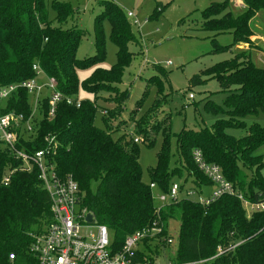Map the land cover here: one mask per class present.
<instances>
[{
  "label": "trees",
  "instance_id": "trees-1",
  "mask_svg": "<svg viewBox=\"0 0 264 264\" xmlns=\"http://www.w3.org/2000/svg\"><path fill=\"white\" fill-rule=\"evenodd\" d=\"M74 14L75 10L63 0H0V87L34 78L32 65L38 63L63 97L80 102L76 107L59 101L50 115L47 96L41 100V118L37 119L30 113L25 88L17 87L8 98H0V115L13 112L22 113L25 120L30 117V131L25 128V121L17 128L16 148L29 154L45 150L60 175L72 176L79 189L78 209L92 212L97 224L108 228L113 250L120 248L128 234L162 225L158 238L147 239L138 249V257L152 260V255L166 251L161 239L173 220L178 223L174 260L211 258L219 247L227 249L238 243L210 264H264V211L248 215L242 200L227 194L207 206L181 197L160 209L154 198L157 193L168 192L172 178L182 176L186 177L185 184L191 178V188L180 185L181 196L191 189L203 196L211 192H203L204 186L213 188V183L192 159V152L197 149L206 162L220 167L225 180L245 200H264V156L256 154L264 145V126L245 122L248 116H264V64L255 65L249 50H233L230 58L203 69V75L216 80L226 96L222 106L207 101L208 111L219 119L199 130L182 129L172 134L168 115L152 124L148 132L143 121L159 103L158 97L152 108L140 113L134 123L138 130L133 129V133L143 135L148 145L154 143L158 133L163 140L146 184L139 164V142H134L127 132L118 133L111 128L110 117L121 122L122 105L102 115L105 128L100 129L94 125L98 111L94 100L77 98L80 87L95 97L99 91H110L121 83L131 60L127 42L134 40L133 24L115 3H105L94 17L95 53L78 59L76 51L84 31L66 26ZM257 16L264 21V0H242L238 8L233 0H222L206 7L202 11L203 29L232 36L229 45L215 42L213 52L230 51L235 42H247L253 35L250 24ZM105 20L109 23L110 40L117 46L116 63L109 69L98 67L105 58ZM253 49L264 53L258 44ZM89 68H94L92 73L79 80L77 72ZM154 68L160 69L157 65ZM159 81L160 78L153 80ZM190 82L198 83L195 75ZM144 101L145 98L138 100L139 108L130 112L131 119ZM241 128L246 133L239 138L228 132ZM171 136L176 143L174 153L168 142ZM172 156L175 163L170 165ZM38 175L35 165L25 168L22 160L0 141V264H9L11 252L16 256L15 264L34 261L29 253L30 235L42 233L51 221L50 198ZM150 184L155 188L151 189Z\"/></svg>",
  "mask_w": 264,
  "mask_h": 264
},
{
  "label": "rangeland",
  "instance_id": "rangeland-1",
  "mask_svg": "<svg viewBox=\"0 0 264 264\" xmlns=\"http://www.w3.org/2000/svg\"><path fill=\"white\" fill-rule=\"evenodd\" d=\"M71 5L75 10L73 19L67 22L66 26H75L84 31L81 38L76 57L84 59L93 56L94 46V17L101 12L102 6L107 2L115 3L124 13L134 14L140 25H132L131 31L134 40L127 42L131 60L125 67L120 84H115L110 91H99L94 97L86 92L82 87L78 89L77 98L79 100H94L97 106V113L94 118V125L100 129L105 128L102 115H107L113 108L121 104L120 121L110 117L111 128L119 132H127L129 135L139 138V164L141 167L142 180L148 184L150 182L149 169L154 167L157 155L162 145V135L158 133L152 145L141 134L135 135L134 123L139 119L140 113L148 108H152L154 100L157 98L153 110L145 117L144 127L150 130L152 124L160 122L163 118L170 116L171 132L178 133L182 129L199 130L211 125L219 116H213L207 108V101L216 105H223L226 96L221 91L218 82L211 76L203 75V69L211 65L228 59L232 56L231 51H251V61L258 66H262L264 54L253 49L257 44L264 50V21L260 16L250 24L253 35L249 36L247 42H235L226 52H213L215 42L218 45H229L232 43L230 33H216L203 29L202 11L212 3L222 0H63ZM236 0V8L240 6ZM105 58L98 67L109 69L116 63L117 46L109 37L110 27L107 20L103 22ZM213 39H215L213 41ZM159 66L160 69L154 68ZM94 68L79 70L77 72L79 80L88 77ZM165 72L167 77H163ZM196 76L198 83L192 84L190 79ZM155 78H160L159 82H153ZM36 83L42 86L38 93H28V104L30 113L37 119L41 118L39 107L41 100L49 96L48 80L44 75L36 77ZM159 85L162 86L159 91ZM116 91L117 93L113 92ZM120 94L125 95L123 99ZM193 98L189 99L188 95ZM121 97V99H120ZM145 98L140 111L132 118L131 111L138 110V100ZM142 115V114H141ZM33 117V118H34ZM249 125L256 122L264 126V116L258 113L245 118ZM142 127V125H140ZM117 127V128H115ZM123 128V129H121ZM125 128V130H124ZM121 129V130H120ZM228 132L239 138L245 135V129H230ZM116 136V134H114ZM169 147L174 153L176 149L175 138H169ZM256 154L264 156V145ZM175 163V157L170 158L169 164ZM264 175V169L262 170ZM185 176L174 177L171 183L183 185L191 188V178ZM192 191L194 189H191ZM211 186H204L203 192L209 193ZM196 192V191H195ZM202 194L191 196L196 199ZM171 230H170V228ZM88 231L95 232V226H89ZM178 223L171 221L168 226L169 233H176ZM82 234L86 228L81 230ZM165 256L171 257L172 252H163L158 264H162Z\"/></svg>",
  "mask_w": 264,
  "mask_h": 264
},
{
  "label": "built area",
  "instance_id": "built-area-1",
  "mask_svg": "<svg viewBox=\"0 0 264 264\" xmlns=\"http://www.w3.org/2000/svg\"><path fill=\"white\" fill-rule=\"evenodd\" d=\"M233 1L237 3L236 0ZM239 4L241 6L242 1ZM126 16L134 26L139 27L140 23L134 14L126 12ZM262 63L264 64V58H262ZM32 70L35 72L34 78L0 87V98H8L17 87L25 88L28 93H38L42 86L37 85L36 77L44 75V72L38 63L32 65ZM46 87L50 91V115L53 114L55 106L59 101L64 100L66 104H75L76 107L80 105L78 100L74 101L70 97H63L53 81L48 80ZM188 98L192 99L193 95L189 94ZM29 119L30 117L25 120L22 113L10 112L0 115V141H3L16 157L22 160L25 168L30 169L32 165L38 168V176L50 198L51 221L42 233L30 235L32 241L29 246V253L34 260L31 264H158L163 253L152 255V260H150L147 257H138V249L147 239H157L161 233L162 225L154 224L151 228L143 227L128 234L125 236L120 248L113 250L110 233L106 226L84 223L87 211L78 209L79 189L77 182L72 176L60 175L45 150L39 149L29 154L16 148L17 128L25 121L24 126L30 131ZM130 135L132 136V134ZM132 137L134 142H139L138 137ZM192 159L198 169L213 183L211 192L203 197L198 196L196 199H192L191 196H194L196 192L189 190L181 196L179 185L172 183L167 193H157L154 195L158 205L157 209L176 202L181 197H188L201 205L207 206L216 198L227 194L236 196L242 200L248 215L252 212L264 211V200L259 202L245 200L233 188L232 184L225 180L220 167L215 163L206 162L199 150L195 149L192 152ZM4 181L6 182L7 179ZM150 188L154 189V184H150ZM89 226H95L96 231H88L87 228ZM83 227L86 228L84 234L81 232ZM161 240L166 244L167 250L172 252L171 257L165 256L162 264H210L213 259L238 245V243L234 244L227 249L219 247L216 254L211 258L186 262L173 259L176 250V233L167 232V235ZM15 258L14 253H9L8 263L15 264Z\"/></svg>",
  "mask_w": 264,
  "mask_h": 264
},
{
  "label": "water",
  "instance_id": "water-1",
  "mask_svg": "<svg viewBox=\"0 0 264 264\" xmlns=\"http://www.w3.org/2000/svg\"><path fill=\"white\" fill-rule=\"evenodd\" d=\"M84 223L89 224V225L97 224L95 216L92 212H86L85 218H84Z\"/></svg>",
  "mask_w": 264,
  "mask_h": 264
},
{
  "label": "crops",
  "instance_id": "crops-1",
  "mask_svg": "<svg viewBox=\"0 0 264 264\" xmlns=\"http://www.w3.org/2000/svg\"><path fill=\"white\" fill-rule=\"evenodd\" d=\"M170 228V227H169ZM170 230H171V228H170Z\"/></svg>",
  "mask_w": 264,
  "mask_h": 264
}]
</instances>
